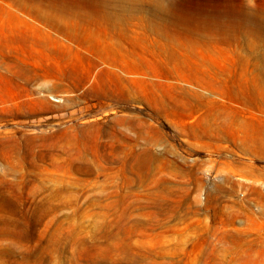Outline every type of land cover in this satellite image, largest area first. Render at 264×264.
<instances>
[{"label": "rangeland", "instance_id": "rangeland-1", "mask_svg": "<svg viewBox=\"0 0 264 264\" xmlns=\"http://www.w3.org/2000/svg\"><path fill=\"white\" fill-rule=\"evenodd\" d=\"M0 264H264V0H0Z\"/></svg>", "mask_w": 264, "mask_h": 264}, {"label": "crops", "instance_id": "crops-1", "mask_svg": "<svg viewBox=\"0 0 264 264\" xmlns=\"http://www.w3.org/2000/svg\"><path fill=\"white\" fill-rule=\"evenodd\" d=\"M203 166V167H202ZM200 167H202V168H204V167H206V168H212V166H210L206 161H203V163L202 164H200ZM222 167H225V165H222L221 163H217V162H215V165L213 166V168H214V170L216 171L218 168H222ZM238 170H240V171H242L243 173H246V174H249L252 178H254V175L255 174H258L257 173V170H255L254 168L251 170V171H245L243 168H242V166H240V165H238ZM242 168V169H241Z\"/></svg>", "mask_w": 264, "mask_h": 264}]
</instances>
